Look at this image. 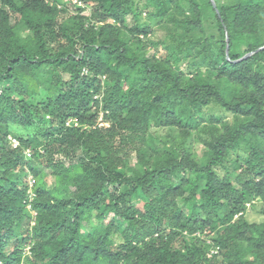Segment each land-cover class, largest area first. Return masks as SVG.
I'll return each instance as SVG.
<instances>
[{
  "label": "trees",
  "instance_id": "16d2710c",
  "mask_svg": "<svg viewBox=\"0 0 264 264\" xmlns=\"http://www.w3.org/2000/svg\"><path fill=\"white\" fill-rule=\"evenodd\" d=\"M214 3L0 0V264H264V0Z\"/></svg>",
  "mask_w": 264,
  "mask_h": 264
},
{
  "label": "rangeland",
  "instance_id": "374dc122",
  "mask_svg": "<svg viewBox=\"0 0 264 264\" xmlns=\"http://www.w3.org/2000/svg\"><path fill=\"white\" fill-rule=\"evenodd\" d=\"M72 10H73V8H72ZM86 12L88 13L89 11L87 10ZM21 130H22V128L20 126H14L12 128V132H14V133H18ZM200 148H201V146L199 144H194V149L197 150V152L201 151ZM51 181H52V177L49 176L48 183H50ZM246 217H247V219L249 221L258 222V221L262 220V216L258 212H256L255 210H253V211L252 210H248L247 214H246Z\"/></svg>",
  "mask_w": 264,
  "mask_h": 264
},
{
  "label": "built area",
  "instance_id": "2783aa9c",
  "mask_svg": "<svg viewBox=\"0 0 264 264\" xmlns=\"http://www.w3.org/2000/svg\"><path fill=\"white\" fill-rule=\"evenodd\" d=\"M73 2H76V0H73ZM100 125H102V123H100ZM8 138L10 140L11 145L13 147H16L17 144H18L17 140L14 137H12V136H8ZM27 156H29V151H27Z\"/></svg>",
  "mask_w": 264,
  "mask_h": 264
},
{
  "label": "water",
  "instance_id": "95a60500",
  "mask_svg": "<svg viewBox=\"0 0 264 264\" xmlns=\"http://www.w3.org/2000/svg\"><path fill=\"white\" fill-rule=\"evenodd\" d=\"M211 2H212V4L215 6L214 0H211ZM226 38H227V41H228V37H226ZM263 48H264V46H262V47L256 49L255 51H257V50H259V49H263ZM227 51H228V46H227ZM252 53H253V52H249V53L245 54L242 58H244V57H246V56H248V55H250V54H252Z\"/></svg>",
  "mask_w": 264,
  "mask_h": 264
}]
</instances>
